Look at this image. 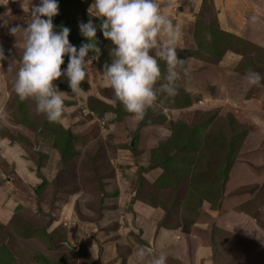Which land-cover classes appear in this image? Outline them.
<instances>
[{"label": "rangeland", "instance_id": "374dc122", "mask_svg": "<svg viewBox=\"0 0 264 264\" xmlns=\"http://www.w3.org/2000/svg\"><path fill=\"white\" fill-rule=\"evenodd\" d=\"M87 1L58 0L53 24L70 29V43L86 42L79 24L91 18ZM202 2L196 45L177 50L188 75L142 120L113 106L103 88L89 99L88 134L79 136L12 91L0 117V264H150L161 253L166 264H264V79H246L249 71L264 77V30L254 44L226 34L211 1ZM16 7L0 0V37L10 34L7 19L19 18L9 13ZM97 41L110 63L112 45L99 29ZM22 55L0 62L9 86ZM160 67L166 72L163 60ZM106 113L115 119L101 123ZM229 152L222 190L210 173L226 167ZM140 248L143 259L134 255Z\"/></svg>", "mask_w": 264, "mask_h": 264}, {"label": "clouds", "instance_id": "9594fccd", "mask_svg": "<svg viewBox=\"0 0 264 264\" xmlns=\"http://www.w3.org/2000/svg\"><path fill=\"white\" fill-rule=\"evenodd\" d=\"M23 6V5H22ZM30 19L27 27L11 29L15 37L23 38V55L16 71L14 92L20 100H32L38 113L49 122H59L66 111L65 101L83 96L82 82L87 76L89 61L99 59L97 31L111 42L110 63H105L101 74L103 83L114 93L110 103L120 104L134 119L142 120L150 107L156 106L159 94L174 97L178 82L188 75L181 66L186 60L178 58L177 40L180 28L161 11L158 0H93L90 17L98 18L99 25L89 19L80 22L79 30L86 42L79 48L69 41L70 29L66 26L55 30L53 18L59 14L58 0H29ZM91 53V56L89 55ZM67 67L62 71L64 57ZM0 48V62L5 61ZM160 60L166 64L162 73ZM13 60L8 70H13ZM66 78L72 95L61 91L56 81ZM246 79L251 84L264 77L249 71ZM115 119V113H106L101 123ZM165 134L170 130L164 129ZM144 249H137L135 256L143 259ZM166 255H152L150 264H166Z\"/></svg>", "mask_w": 264, "mask_h": 264}, {"label": "crops", "instance_id": "0c3cea01", "mask_svg": "<svg viewBox=\"0 0 264 264\" xmlns=\"http://www.w3.org/2000/svg\"><path fill=\"white\" fill-rule=\"evenodd\" d=\"M202 1L203 0H158L161 6V11L164 14H166L173 21V23L178 25L180 28V36L176 44L178 51H185L188 49H192L193 46L196 45L194 31H195L197 15L200 13V8H202V4H203ZM210 1L215 11L217 24L219 25V28L222 32L229 34L233 37H237L240 39L242 38L246 42H250L253 44L254 42L260 41L261 31L264 30V0H210ZM34 2L38 4L39 0H34ZM16 3H17L16 9L15 10L9 9V13L11 12L18 13L19 18L16 21H14L11 18H8L7 20L9 22L7 25H11V26H7L4 29L5 31L10 32V34L9 35L6 34L5 37L1 35L0 37V44L8 47L6 48V53H4V55L7 56V58L9 59L10 57L12 58L15 53L23 54V38L20 34H17L16 37L12 35L11 29L16 26L27 27L26 22L30 19L29 13L31 11V8H29L28 10L29 1L16 0ZM92 3L93 0H91V2L86 7V12L88 14ZM95 19L99 20L98 18ZM105 50L106 48L103 47V49L100 52L99 59L89 61L87 65V76L81 84V87L84 89L85 94L83 96H77L75 98H70L66 100L65 101L66 111L63 115V118L59 122H57V124L60 125L62 124V126L64 125V127L67 126L66 128L70 129L71 132H74L73 129H77V131L81 132L79 136H82V134L83 135L88 134V132L86 133V129L90 125L85 123L89 121V118L86 119V117H88L86 113L88 112L90 115H93L91 114L92 112L90 113L89 112L90 110H88L89 99H93L94 97L97 96L100 97L102 93V92L100 93V90L103 88L104 89L106 88L107 91L105 92L112 91L111 88L107 87L103 83V78L101 76L104 65L102 64V61H100V57L102 56V53ZM89 55L91 56V54ZM233 56L234 57L229 56L230 61L232 62V64L234 63L237 64L238 60L236 58H238V56L236 55ZM64 60L65 63L64 65H62V71L64 68L67 67L68 57L65 56ZM199 65L201 66V64ZM56 84L61 91L67 92L69 96L72 95L66 78L62 77L59 81H56ZM14 85L12 86L7 85L5 80L0 75V117L4 112L6 105L9 102L11 94L13 93L12 91H14L13 90ZM246 87H248V83ZM11 88L12 90H10ZM80 121H84V122H80ZM50 124H52V122ZM13 148H15V146ZM11 162H15V161H11ZM150 176H153L151 172L149 174V177ZM145 182L148 181L145 180ZM9 189L10 188H8V190L3 188V190H5L6 192H9ZM3 202L4 204L9 203V199L7 197H3ZM5 206L8 207L9 205H5ZM27 263L31 264V262L29 261Z\"/></svg>", "mask_w": 264, "mask_h": 264}, {"label": "trees", "instance_id": "16d2710c", "mask_svg": "<svg viewBox=\"0 0 264 264\" xmlns=\"http://www.w3.org/2000/svg\"><path fill=\"white\" fill-rule=\"evenodd\" d=\"M91 2V0H88L87 2H86V4H85V12H86V7H87V5L89 4ZM59 8H61V7H59ZM89 17H90V15L89 14H87ZM92 18V17H91ZM196 26L198 27L199 25L198 24H196ZM195 34H199V30H195ZM196 35V37L198 38V36ZM195 40H196V38H195ZM70 41V40H69ZM104 41V40H103ZM82 42L83 41H81V40H77V41H75V42H73V43H71V44H73V45H75L77 48H79V46L82 44ZM107 51L108 50H105L103 53H102V56L100 57V61H103V59L105 58V54L107 53ZM236 135V134H235ZM68 137L69 138H71V135H68ZM71 141H72V139H71ZM226 159H227V165H226V167H222L218 172L217 171H213V172H211L210 174L212 175V177L213 176H218L219 177V179H220V181H221V183H220V187L222 188V190H224V188H225V186H226V181H227V176H228V174H229V172H230V167H231V163L233 162V159H234V157L231 155V153L229 152V155H226ZM166 162H169L168 160L166 161ZM174 173H175V175L176 176H179V174H180V169L179 168H176L175 169V171H174ZM209 179H211L212 180V178H209ZM211 180H210V182H211ZM206 181V180H205ZM209 181V180H208ZM214 181H215V179H214ZM196 181L195 180H192V183H195ZM212 182H211V185L208 187V188H210V191L214 194V191H215V188L216 187H212ZM207 188V189H208ZM204 201L205 200H210V198L208 197H203L202 198Z\"/></svg>", "mask_w": 264, "mask_h": 264}]
</instances>
